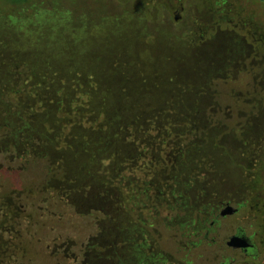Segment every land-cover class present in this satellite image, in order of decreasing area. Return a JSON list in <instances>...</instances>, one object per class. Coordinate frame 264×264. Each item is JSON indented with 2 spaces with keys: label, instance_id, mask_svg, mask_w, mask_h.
Masks as SVG:
<instances>
[{
  "label": "rangeland",
  "instance_id": "1",
  "mask_svg": "<svg viewBox=\"0 0 264 264\" xmlns=\"http://www.w3.org/2000/svg\"><path fill=\"white\" fill-rule=\"evenodd\" d=\"M185 1L198 4L201 14L210 16V21L224 27L223 23L225 22H221V20L224 13H227L228 7L216 0H51L35 10V13L31 11L24 13L23 15L25 17L30 16L31 20L29 22L22 20L21 25L17 24V20L13 18L6 19L0 16V40L10 42L14 46L13 50L19 52V58L35 59V65L38 68L36 69L37 75L52 74L63 68L68 72L82 73L89 79H93L95 74L98 76L105 74L110 70L109 64L117 61L120 65L117 71L118 75H126L130 72L132 76L135 75L136 77L140 72L149 77L152 75V82L148 84L152 94L157 90H163L166 85V90L170 92V95L167 94L163 100L154 99V97L149 100L151 103L148 105L154 106V110L157 106H159L158 109H164V113L159 111L163 114L159 123L156 121L159 119L158 114V117L155 115V117H151L152 124L156 125L151 135L147 136L141 132L145 130V127L142 124H137V121H140L139 116L127 117L123 114L120 119L123 129L119 130L120 136L118 137L121 145L113 154L110 152V154L105 155L106 159L103 160L102 165L92 169L93 175H97L102 167L104 170L108 169L109 161L114 159L117 165H122L121 168L124 171L128 169L130 174L134 176L131 175L133 179L130 181L129 187L132 186L133 189H136L134 191L135 198L133 196L129 202H126V197L121 193L108 190L104 186H98L92 178L88 177L86 169L83 171L81 169L78 172L76 183L78 186L87 188V190H80L71 194L72 199L68 200L69 202L65 205L68 207V213L74 217V227L85 228V231H78L80 236L88 233L94 236L97 232L106 235V241L100 239L101 246H106V253L100 252L101 249H99L95 254H88L86 264H118L120 257L117 255L116 261L115 254L117 252L115 249L118 247L116 244H119L116 234L120 232L123 233V236L128 235L129 243L131 238L133 239L130 244H124L127 250L130 249L133 241L140 243L141 233L136 236L134 231L142 232V229L154 234L161 246L165 242L169 246L168 249L173 250L170 248L173 247V241L170 238L177 234L175 230L180 228L182 220H166L168 216H158L157 220H153V222L147 220L142 212L148 211L147 206L154 199L147 196L146 203L139 206L145 199L143 198L145 187L142 180H148L147 185H150L148 189L152 193L157 188L161 189L165 179L175 175L176 172L174 173L173 169L171 173H168L169 167L166 168L164 164H158L157 161L165 153L162 154L163 146L160 149V145L169 137L165 125L176 120L172 116L167 118L164 106L175 107V115L178 120L181 118L180 114L184 121L191 120V116L195 115L198 91L204 85L203 78L208 77V89L210 87L214 89L218 86L213 81L216 77L212 78L209 74L213 71L212 65H215V68L221 66L219 60L227 52L229 40L226 32L222 33L220 30L211 32V29H206L211 34H208L205 39H200L202 41L197 43H189L187 38L190 35H195L198 29L172 27V24L163 22L168 20V14L165 13L168 9H172L178 4L175 12L179 9V4ZM7 2L8 0H0V7L5 11L9 8ZM243 4L237 0L233 1L237 16L241 19L248 16L252 25L258 26L259 32L264 36V0L261 1V8H254L246 4L243 6ZM165 17L167 19L162 21ZM224 19L226 18L224 17ZM62 53L67 56V59L60 63L58 59ZM131 57L135 60L134 65H126L127 58ZM125 65L126 68H124ZM82 66L84 67L81 68ZM181 69L185 74H181ZM158 75L160 78L156 79L155 77ZM37 78L36 82L30 83L26 87L37 89L39 88L37 86H41L43 89L54 87V84L45 82L43 85L38 84L37 82H41L42 78L41 76ZM92 84L90 85H94L95 88L104 85L108 88H114L113 85H107L100 80ZM143 86L141 84L140 87H133L137 88L140 93L147 92V86H145V90H141ZM121 87L123 89V85L121 86L120 81H118L115 85V91ZM130 98L133 104H137V106L143 103L137 98L134 101L132 96ZM120 102L127 105L130 100L124 96ZM127 122L136 125L133 135L127 131ZM202 126L206 125L202 123ZM188 127L189 124L180 128L176 127L174 133L178 135L185 133ZM156 129H159V132ZM211 131L202 132L199 139L201 140L199 147L201 150L198 152L204 157H209L210 162L212 157L217 156L220 166L222 163L225 164V160L218 156L221 152L214 151ZM129 136H132V140H128ZM184 142V145H191L189 139L186 141L187 144ZM145 144L148 146L147 148L143 147ZM212 163L216 164L217 162L212 161ZM73 168L71 167L70 170ZM32 171L36 173V169ZM174 190L181 191L180 188ZM183 196L184 194H181L180 197L173 200L177 203L183 202ZM162 205L160 204L158 211H167ZM91 212L94 213V217L91 215L87 217ZM151 222L154 225H151ZM31 226L28 229V237H26L31 243L28 246L29 255H25L26 261H30V264H54L47 253L48 249L44 248L48 239L39 242V238L45 233L46 227H49V224L44 220V215L38 211L33 217ZM163 234L166 235V239H164ZM83 242H87V240ZM102 249L104 250V247ZM123 253L122 263H136L133 252L128 250V252L123 251ZM99 254L100 256H98ZM154 264L160 263L155 261Z\"/></svg>",
  "mask_w": 264,
  "mask_h": 264
},
{
  "label": "flooded vegetation",
  "instance_id": "2",
  "mask_svg": "<svg viewBox=\"0 0 264 264\" xmlns=\"http://www.w3.org/2000/svg\"><path fill=\"white\" fill-rule=\"evenodd\" d=\"M216 1L228 7L221 20L226 23L224 27L201 14L200 6L192 1L181 2L175 12L178 4L168 9L165 12L168 20L162 19L172 27L198 29L187 38L189 43L200 42L215 30L226 32L229 40L227 52L219 60L221 66L212 65L213 71L209 74L216 77L213 81L218 86L208 89V77L203 78L195 115L191 116L187 131L172 134L160 145L162 154L165 153L157 160L158 164L168 166V173L173 169L175 175L164 180L161 194L151 193L149 184L145 191L146 197L157 199L150 202L147 212H142L147 220L153 222L158 216L182 220L180 228L175 230L177 234L170 238L173 250L165 242L161 246L148 230H135L134 235L141 233L140 239L137 237L140 243L133 241L128 249L133 252L134 264L155 261L160 264H264V36L248 16L242 19L237 16L234 0ZM237 1L254 8L262 6V0ZM181 72L185 74L182 69ZM207 120L214 151L221 152L218 156L225 160L220 166L217 156L210 162L209 157L198 152L201 140L197 137L203 132L200 124L206 125ZM204 127L206 130L207 125ZM184 139L191 140V145H184ZM177 188L181 191H174ZM173 191L178 197L184 194L183 211H155L158 209L155 206L164 204V199L171 198ZM64 199L68 203L72 196ZM52 204L58 212L44 215L49 227L39 242L48 239L44 248L48 249L54 264H86L88 254H95L99 249L106 253V246L100 244V239L106 241V235L97 232L91 236L86 231L88 234L80 236L78 231L85 228L74 227V217L68 213V207L64 206L65 209L58 201ZM89 215L94 217L92 212ZM15 234L13 230L8 231L7 237L16 240ZM122 234H116L120 244L115 249L116 261L117 255L120 257L118 264H124L121 257L123 251L128 252L124 244L133 240L129 243L128 235Z\"/></svg>",
  "mask_w": 264,
  "mask_h": 264
},
{
  "label": "trees",
  "instance_id": "3",
  "mask_svg": "<svg viewBox=\"0 0 264 264\" xmlns=\"http://www.w3.org/2000/svg\"><path fill=\"white\" fill-rule=\"evenodd\" d=\"M48 1L51 0H8L6 4L9 8L5 11L0 7V16L13 18L21 25L22 20H31L24 13L34 12ZM13 47L10 42L0 40V264H30L25 259V255H29L30 243L26 237L28 229L32 227L33 217L38 211L43 215L58 212L52 204L54 201L64 207L67 205L65 197L72 196L76 191L87 190L76 183L81 169H86L88 177L98 186L124 195L126 202L133 196L135 198L136 189L129 187L134 176L128 169L124 171L122 165H117L114 159L109 161L108 169L102 167L97 175H93L92 169L102 165L105 155L110 152L113 154L121 145L118 137L119 130L123 129L120 121L123 114L127 117L139 116L137 124L145 127L141 132L151 135L156 126L152 124L151 117H158V114L159 119L156 121L159 123L163 117L159 111L164 113V109H158L157 106L154 110V106L148 105L151 103L149 100L153 97L163 100L170 92L166 90V85L163 90L152 94L148 86L152 82V75L149 77L140 72L136 77L130 71L126 75H118L120 65L117 61L109 64L110 70L105 74H95L93 79L63 68L52 74L37 75L35 59L19 58V52L13 50ZM66 59L67 56L62 53L58 62L63 63ZM134 61L132 57L127 58L126 65L133 66ZM39 76L42 79L38 84L43 85L45 82L54 84V87H26L36 82ZM155 78H160V75ZM98 80L114 88L105 85L95 88L93 84ZM118 81L123 89L121 87L115 91ZM139 82L144 85L141 90L148 87L147 92L140 93L133 87H140ZM124 96L130 100L127 105L120 102ZM131 96L134 101L137 98L143 103L138 106L133 104ZM164 107L167 118L172 116L176 119L165 125L166 133L174 136L177 134L174 133L176 127H183L189 121H184L181 114L178 120L175 107ZM206 115L209 116L210 112ZM208 124L207 120V131L210 130ZM126 125L127 131L132 134L135 123L127 122ZM203 128L202 131H206ZM156 130L159 132V129ZM130 139L132 136H129ZM143 147L148 146L145 144ZM71 167L75 169L70 170ZM33 169H36V173ZM142 183L145 199L140 205L137 203V206L145 204L147 199L146 179ZM156 191L157 194L162 193L160 188ZM174 191L171 199L178 198ZM153 199L157 200L155 197ZM164 201L162 206L166 210L183 211L182 202L177 203L169 198ZM12 230L17 232L16 240L7 237V232Z\"/></svg>",
  "mask_w": 264,
  "mask_h": 264
}]
</instances>
